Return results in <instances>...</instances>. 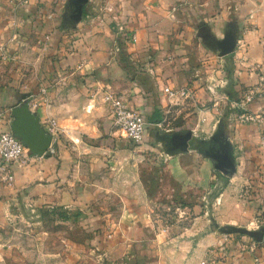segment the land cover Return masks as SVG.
Returning <instances> with one entry per match:
<instances>
[{
    "label": "crops",
    "instance_id": "obj_1",
    "mask_svg": "<svg viewBox=\"0 0 264 264\" xmlns=\"http://www.w3.org/2000/svg\"><path fill=\"white\" fill-rule=\"evenodd\" d=\"M14 5V0H0L1 128L27 145L45 141L39 129L48 120L60 129L53 154L47 149L36 156L23 145L29 164L11 167L10 186L0 172L1 195L19 192L35 202H64L65 176L77 167L80 150L90 162V174L118 169L124 154L116 152L109 160L108 141L93 147V130L84 131L89 140L83 142L75 129L76 98L82 111L95 114L107 108L104 93L122 98L147 120L138 147L148 141L171 146L164 149L162 166L181 197L201 186L198 173L202 180H213L227 158L234 177L256 175L253 161L255 152L262 155L264 126L230 124L215 108L227 115L226 99H237L264 80V0H29L28 7ZM164 88L186 89L189 95L174 105ZM184 106L194 107L193 112L186 113ZM246 110L264 111V97ZM167 113L181 115L182 126L189 129L185 135H167L170 129L150 135ZM220 144L227 146L228 157ZM135 175L137 198L127 202L140 209L136 240H148L149 252L156 255L158 243L171 247L173 256L185 257L182 264H199L210 253L218 257L216 264H264V236L261 242L227 241L209 225L208 212L189 221L182 216L164 233L157 232V221L144 214L157 202L147 198ZM211 204L214 210L217 204Z\"/></svg>",
    "mask_w": 264,
    "mask_h": 264
},
{
    "label": "rangeland",
    "instance_id": "obj_2",
    "mask_svg": "<svg viewBox=\"0 0 264 264\" xmlns=\"http://www.w3.org/2000/svg\"><path fill=\"white\" fill-rule=\"evenodd\" d=\"M180 100L183 98L172 99L171 103L176 105ZM73 107L79 120L75 128L80 131L79 138L83 142L89 140L84 131L91 128L98 137L92 139L93 147H101L99 142L108 141L104 147L109 151L106 156L109 160L116 152L124 154L117 162L119 168L108 173L90 174L87 165L90 162L83 159L86 154L80 150L77 167H73L65 176L68 181L64 184L68 191L65 190L64 202L51 198L45 202H35L19 192H13L9 197L0 194V264H182L185 257L173 256L169 252L171 247L159 248L157 243L155 255L153 250L148 251V240H136L141 229L138 219L140 209L129 207L127 202L137 198V193L132 189L135 173L139 174L141 188L147 198L157 202L156 208L146 209L144 213H149L147 217L150 220L157 221V232L164 233L182 216L188 217L189 221L208 212L211 219L209 225L227 241H256V237L249 233H261L263 240V150L262 155L259 151L255 152L257 156L253 168L256 175L234 177L231 173L234 168L230 167L231 162L227 158L221 161L213 180L207 182V179L202 180L200 173L197 174V179H201L198 181L205 189L199 186L181 197L175 182L162 166L167 161L163 156L164 149H171V146L158 143L154 146L149 141L139 147L131 145L112 124L108 108L86 114L81 110L77 98ZM184 107L186 113L193 112L194 107ZM221 112L218 116L233 124L228 119L229 115H224L223 109ZM174 114L167 113L160 117L158 129H152L150 135H165V130L169 129L171 131L167 135L179 131L185 135L189 129L182 126L184 121L181 115ZM54 121L48 120L42 131L39 129L43 137L50 135L48 124L56 125ZM70 141L76 143L72 139ZM56 142L51 139L49 147H54ZM226 147L225 144L219 145L221 154L228 157ZM102 163L106 164L103 160ZM250 182L254 183V189L243 186ZM211 203L217 204L214 210ZM183 209L185 211L180 212ZM232 218L241 220L231 224L229 220ZM157 241H160L161 247L160 237H157ZM209 256L218 260L214 253Z\"/></svg>",
    "mask_w": 264,
    "mask_h": 264
},
{
    "label": "built area",
    "instance_id": "obj_3",
    "mask_svg": "<svg viewBox=\"0 0 264 264\" xmlns=\"http://www.w3.org/2000/svg\"><path fill=\"white\" fill-rule=\"evenodd\" d=\"M15 8L28 7L29 0H14ZM120 31L122 28H119ZM131 39L133 36L130 37ZM164 94L169 99H176L187 97L189 91L186 89L174 91L169 88L163 89ZM264 97V80L257 85L247 89L244 94L237 99H230L226 106L228 109V119L236 125H256L264 126V111L258 113H251L246 110V106L255 99ZM228 100V99H226ZM103 103L107 106L112 124L121 133V136L126 138L133 144H140L145 136L147 120L138 111L132 110L127 103L120 97L112 93H104L102 97ZM215 113L221 115V110L215 108ZM5 121V112L0 110V172L3 174V179L10 186L13 182L11 167L17 165L18 167H26L29 164L30 158L23 144L9 132L3 130L1 127ZM48 132L52 141H56L59 129L55 123L48 124ZM261 146L263 148L264 158V137L261 139ZM50 154L54 153V148L51 146L48 149ZM199 264H216L213 257H206L202 259Z\"/></svg>",
    "mask_w": 264,
    "mask_h": 264
},
{
    "label": "water",
    "instance_id": "obj_4",
    "mask_svg": "<svg viewBox=\"0 0 264 264\" xmlns=\"http://www.w3.org/2000/svg\"><path fill=\"white\" fill-rule=\"evenodd\" d=\"M15 138H17L24 146H28L30 152L33 154V155H36V156H41L47 149H49V144H50V140H51V136H46V137H43L44 138V142L42 144H24L18 137L16 134L12 133ZM28 137H30L29 134H27ZM187 139L188 137H185L183 139V150H186L187 147H186V142H187ZM231 167V165H230ZM232 173V171H231ZM238 232H244V231H238ZM250 236H254L256 237V241L257 242H261L262 241V234L261 233H249Z\"/></svg>",
    "mask_w": 264,
    "mask_h": 264
}]
</instances>
